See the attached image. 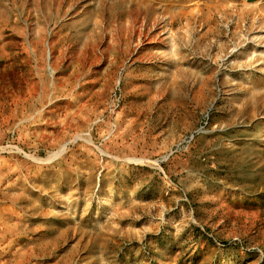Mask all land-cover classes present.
<instances>
[{
	"label": "rangeland",
	"instance_id": "374dc122",
	"mask_svg": "<svg viewBox=\"0 0 264 264\" xmlns=\"http://www.w3.org/2000/svg\"><path fill=\"white\" fill-rule=\"evenodd\" d=\"M0 264H264V0H0Z\"/></svg>",
	"mask_w": 264,
	"mask_h": 264
},
{
	"label": "bare ground",
	"instance_id": "6f19581e",
	"mask_svg": "<svg viewBox=\"0 0 264 264\" xmlns=\"http://www.w3.org/2000/svg\"><path fill=\"white\" fill-rule=\"evenodd\" d=\"M111 4V3H110ZM114 4V3H113ZM132 11V10H131ZM128 13V12H127ZM133 13V12H132Z\"/></svg>",
	"mask_w": 264,
	"mask_h": 264
}]
</instances>
